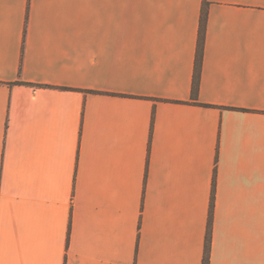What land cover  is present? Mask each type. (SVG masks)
Masks as SVG:
<instances>
[{"label": "crops", "instance_id": "crops-1", "mask_svg": "<svg viewBox=\"0 0 264 264\" xmlns=\"http://www.w3.org/2000/svg\"><path fill=\"white\" fill-rule=\"evenodd\" d=\"M213 196L264 264V0H0V264H203Z\"/></svg>", "mask_w": 264, "mask_h": 264}, {"label": "trees", "instance_id": "trees-1", "mask_svg": "<svg viewBox=\"0 0 264 264\" xmlns=\"http://www.w3.org/2000/svg\"><path fill=\"white\" fill-rule=\"evenodd\" d=\"M206 6H207V3H205L204 5V10L202 13L201 25H200L198 54H197V60H196V68H195L193 92H192L194 98H197L199 86H200V79H201V64H202V58H203L205 31H206V23H207V16H208ZM213 208H214V196L212 198V204H211V212H210V218H209V223H208V232H207V237H206V247H205L203 264H210V251H211V244H212Z\"/></svg>", "mask_w": 264, "mask_h": 264}]
</instances>
